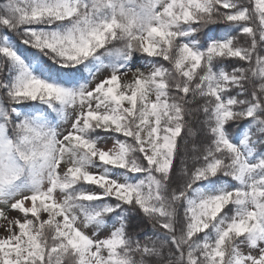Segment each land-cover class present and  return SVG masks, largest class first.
<instances>
[{
    "label": "snow or ice",
    "instance_id": "6c2138e0",
    "mask_svg": "<svg viewBox=\"0 0 264 264\" xmlns=\"http://www.w3.org/2000/svg\"><path fill=\"white\" fill-rule=\"evenodd\" d=\"M0 264H264V0L0 3Z\"/></svg>",
    "mask_w": 264,
    "mask_h": 264
},
{
    "label": "trees",
    "instance_id": "16d2710c",
    "mask_svg": "<svg viewBox=\"0 0 264 264\" xmlns=\"http://www.w3.org/2000/svg\"><path fill=\"white\" fill-rule=\"evenodd\" d=\"M3 2H4V0H0V3H3ZM217 31H218V29H217ZM176 163H179V162L177 161ZM141 227H143V225H141Z\"/></svg>",
    "mask_w": 264,
    "mask_h": 264
},
{
    "label": "bare ground",
    "instance_id": "6f19581e",
    "mask_svg": "<svg viewBox=\"0 0 264 264\" xmlns=\"http://www.w3.org/2000/svg\"><path fill=\"white\" fill-rule=\"evenodd\" d=\"M107 144L110 146L111 145V141L107 142Z\"/></svg>",
    "mask_w": 264,
    "mask_h": 264
},
{
    "label": "rangeland",
    "instance_id": "374dc122",
    "mask_svg": "<svg viewBox=\"0 0 264 264\" xmlns=\"http://www.w3.org/2000/svg\"><path fill=\"white\" fill-rule=\"evenodd\" d=\"M137 66H139V65H137ZM109 141H110V140H109ZM109 141H106V143L109 142Z\"/></svg>",
    "mask_w": 264,
    "mask_h": 264
}]
</instances>
